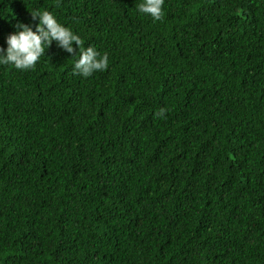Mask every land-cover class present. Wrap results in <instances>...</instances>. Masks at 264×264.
Returning a JSON list of instances; mask_svg holds the SVG:
<instances>
[{
	"label": "trees",
	"instance_id": "obj_1",
	"mask_svg": "<svg viewBox=\"0 0 264 264\" xmlns=\"http://www.w3.org/2000/svg\"><path fill=\"white\" fill-rule=\"evenodd\" d=\"M142 2L0 0L110 60L0 65V264H264V0Z\"/></svg>",
	"mask_w": 264,
	"mask_h": 264
},
{
	"label": "clouds",
	"instance_id": "obj_2",
	"mask_svg": "<svg viewBox=\"0 0 264 264\" xmlns=\"http://www.w3.org/2000/svg\"><path fill=\"white\" fill-rule=\"evenodd\" d=\"M164 4L165 0H143L137 11L159 21L163 18ZM31 16L32 23L19 22L16 30L6 37L7 47L0 46V65L33 70L55 42L59 49L78 57L74 62V74L88 78L108 69L109 55H102L92 46L85 47L82 37L60 23L52 12L33 11ZM157 115L165 118V109H160Z\"/></svg>",
	"mask_w": 264,
	"mask_h": 264
}]
</instances>
